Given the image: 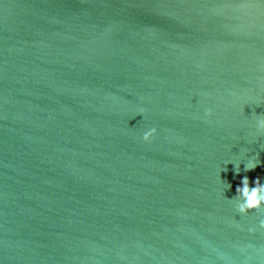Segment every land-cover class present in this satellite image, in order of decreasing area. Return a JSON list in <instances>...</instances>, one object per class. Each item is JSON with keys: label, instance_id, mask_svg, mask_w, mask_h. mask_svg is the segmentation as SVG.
<instances>
[{"label": "water", "instance_id": "95a60500", "mask_svg": "<svg viewBox=\"0 0 264 264\" xmlns=\"http://www.w3.org/2000/svg\"><path fill=\"white\" fill-rule=\"evenodd\" d=\"M258 118L264 0H0V264H264Z\"/></svg>", "mask_w": 264, "mask_h": 264}, {"label": "clouds", "instance_id": "9594fccd", "mask_svg": "<svg viewBox=\"0 0 264 264\" xmlns=\"http://www.w3.org/2000/svg\"><path fill=\"white\" fill-rule=\"evenodd\" d=\"M141 110V114H142ZM210 112H206L205 115H210ZM256 128L258 132L264 133V118H258L256 121ZM156 135V130L150 129L143 133L142 141L144 143H150L153 137ZM259 154L248 160L244 164V171L254 170L259 164ZM234 172L239 174L240 165H234ZM254 187L249 186V179L245 176L241 181V186L236 187L235 206L236 212L240 216H245L250 212H259L264 208V184L261 183L260 179L257 178L254 182ZM231 185L228 184V189ZM259 229L264 230V219L259 221Z\"/></svg>", "mask_w": 264, "mask_h": 264}]
</instances>
